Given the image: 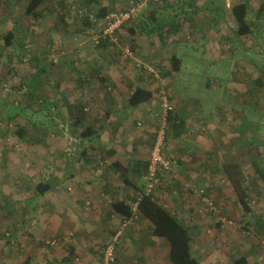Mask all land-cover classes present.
Instances as JSON below:
<instances>
[{"label":"rangeland","instance_id":"rangeland-1","mask_svg":"<svg viewBox=\"0 0 264 264\" xmlns=\"http://www.w3.org/2000/svg\"><path fill=\"white\" fill-rule=\"evenodd\" d=\"M46 1L41 8L48 6V16L37 19L27 15L26 0L17 4L8 0L0 5V264H106L103 251L111 244L103 247L99 242L94 246L95 241L91 240L90 244L85 241L86 248L74 249L72 241L77 235L69 229L68 219H64L65 230L57 229L60 225L56 222L62 219L56 217L60 209L53 212V204L62 207L63 197L81 194L80 187L97 170L104 168L108 173V151L116 144L129 154V158L121 159H127L123 166L129 163V167H124L118 180L122 183L124 178H130L145 190L148 169L131 170L132 160L148 158L150 162L163 124L165 151L171 166L155 201L165 206L169 200L166 197L173 195L171 192L179 183L184 194L178 191V197L184 202L198 199L203 211L209 213L190 186L204 189L221 209L226 222L209 213L216 225L205 238L215 240L196 250L201 264H233L250 247L251 264H264V230L258 231L257 226V221L264 219V182L255 165L264 169V87L254 84L264 68V14L249 10L247 22L252 33L238 37L237 28L227 21L234 0L228 6L226 0H201L205 8L196 11L213 16V23L203 16L190 21L182 11L183 3L180 20H153L152 16L146 17L153 8L148 3L120 30L118 43L108 41L102 46L107 48L100 52V44L93 41L79 14L85 9L90 11L89 6L76 0H64L63 6V0ZM123 1L124 7L128 0ZM184 1L186 6H194L196 0ZM244 1L252 5L251 0ZM62 18L66 21L62 22ZM135 20L144 23L135 27ZM133 28L136 34L131 33ZM153 31L160 32L157 41L153 40ZM50 37L53 41L68 37L70 42L65 39L63 46L57 45L51 43ZM145 38L148 42L144 46L141 40ZM78 39L79 46L85 49L83 57L75 43ZM124 46L133 51L131 58L122 54ZM149 51L154 56H146ZM175 55L180 59L179 74L171 72H176L172 59ZM93 59L102 60L104 70H114V81L125 77L133 81L144 76L145 82L159 88L152 100L154 104L143 106L141 114L124 123L127 133L115 131L116 118L107 115L105 100L102 101L113 91L112 83L96 85L102 88V95L96 93L94 97L93 77L85 86L75 81L82 78L80 65L90 64ZM149 67L158 72V78ZM175 100L188 102L196 117V121L192 119L196 126L189 134L191 137L187 138V134L184 141L173 139L174 123L168 120L169 112L176 111ZM11 115L14 118L9 121ZM89 127L94 134L81 137ZM20 128L25 130L23 138L18 135ZM103 131L107 134L101 138ZM134 149L138 153L133 156ZM188 161L191 170L182 172V164ZM229 163L240 165L256 217L244 214L235 192L218 169ZM192 176L200 180L196 182ZM63 178L71 184L70 188L62 186ZM48 183L61 186L40 195L36 187ZM101 196L104 198L105 194ZM138 219L137 213L133 220ZM72 247L75 251H71ZM218 254L222 259L215 260Z\"/></svg>","mask_w":264,"mask_h":264},{"label":"crops","instance_id":"crops-1","mask_svg":"<svg viewBox=\"0 0 264 264\" xmlns=\"http://www.w3.org/2000/svg\"><path fill=\"white\" fill-rule=\"evenodd\" d=\"M4 1H8V0H0V5H2ZM12 1H14L13 3L17 4L22 0H12ZM26 1H28L29 4V0ZM87 1L88 0H76V2H78L79 4H83V6H88ZM146 1H147V6L148 3H150L153 8L150 10V12L147 15L145 13L143 15L144 16L146 15V17L152 16L153 20L156 18V20L158 21V17H160L162 20H165L169 17H173L177 21L180 20V17H183L180 16V5L182 3L184 5V7L182 6L183 8L182 11L183 13H186L185 17H187V19H189L190 21L191 19H193L194 21L195 20L198 21L202 16L206 17L208 20L210 19L211 22L214 19L213 16H209V14L207 13H202V12L199 13L198 11H196L205 8L204 5L202 4L205 0H203V2L201 0L194 1L193 2L194 6H191V4L189 6H186V4L188 3H185L184 0L183 1L182 0H146ZM226 1H227L226 6H228L230 0H226ZM46 2H47L46 0H43L40 6L37 8V13L39 14L38 18H44L48 16L46 11L48 10L47 8L48 6H46L44 10H42L43 8H41V6ZM94 2H95L94 8L96 10H101L110 13V12L120 11L121 8L123 7L124 1L95 0ZM235 2L237 1L236 0H234L233 2L231 1L232 7L230 8V10L232 11L233 9H236V6H245L246 20L249 10L255 13L257 12V14H261V13L264 14V0H251L250 3V5L252 4L251 6H249L247 1L244 0L243 1L239 0L238 3ZM168 12H171V14H167ZM68 16L69 15L67 14L65 17L67 18ZM64 19L65 18H62V22L66 21ZM135 21L133 23L135 27L138 24L140 25L144 23L141 20H139V22L137 21L135 22ZM83 24L85 26L84 22ZM206 25L207 27L211 26L209 24H205V26ZM133 31L134 34H136L137 31L135 28H133ZM133 31L131 30V33H133ZM76 32H81V29L80 31L78 30ZM153 33H154L153 40L157 41L160 32L158 31L157 34L156 31H153ZM52 37H50L51 43L54 42L57 45L63 46V44L66 43L65 39L70 42V39L68 37H57L54 38V41ZM76 41L78 42L75 43H78L79 46L81 40L78 39ZM141 41L144 42L142 44L144 46L146 45L145 42H148L146 38L142 39ZM104 48H107V46L106 47L101 46L98 48V50L99 51L102 49L104 50ZM78 49L80 51L79 52L80 57H83L84 56L83 54L85 53V49L83 48L82 45H80ZM151 53L150 51L147 52L146 56H154L153 55L154 53L153 54ZM174 57L177 56L175 55ZM106 64L107 66H109L108 63ZM104 67L105 64H103L102 60L96 61L93 59V62L90 64L87 65L81 64L80 69L78 70L80 71L79 74L82 75L81 76L82 78H76L75 81L78 83V85L81 84V86H85L87 84H90L88 81H91V78L93 77L92 88H93V92H95L93 93L94 97H96L95 96L96 93L102 95L101 92L102 88H96L97 87L96 85L101 86L102 84H106V83L108 84L109 82L112 83L113 91L111 93H107L105 97L102 98V101L103 99L106 101V102L103 101V103L108 113L107 115L111 118H116L117 124H116V128H114L115 131L118 130L117 132L119 133V130H121V134L127 133L124 130L125 127L124 123L128 122V120H131L134 115L136 116L138 114H141L139 111L143 108V106L149 104L153 105L154 102L152 100L155 99L156 91H158L157 89L159 88H154V86H151V83L148 84L147 82H145V80L147 79L144 76L139 78H133L134 79L133 81L128 80L126 77L114 81L113 80V77L115 75L114 70L113 69L108 70V68H105L104 70ZM179 71H180V67L178 70H176V72L174 71L171 72L173 74L175 73L179 74ZM121 74L123 75V72L122 73L120 72L119 74L120 77L122 76ZM71 75L70 77L73 78V74ZM98 78H100V80H97ZM97 82H99L100 84H97ZM137 89H143L150 92L152 94V98L145 103H141L137 106H131L129 104V98ZM175 98L180 99V97H175ZM175 101H176L175 105L177 108L174 115H176L177 118H179V121L181 122V126L179 129V133L177 135L175 134V130H173V139L182 140L183 138H185V136H187V134H188L187 138L191 137V135L189 134L191 130H193L196 126V123H194L196 119H193L196 117H193V114L191 113L192 109L188 108V102L182 103L179 102L180 100H175ZM53 106H55V103ZM68 106L71 107L70 104H68ZM106 117L107 116L103 118ZM82 118L85 117L82 116ZM192 119L195 121H193ZM101 134L100 136H102L101 138H103L107 134V131H103V133ZM122 147L123 146L116 144L114 145V149H110L108 151V154L110 156L109 164H108V173L103 171L105 170L104 168H102V170H97L98 173L95 176H90L86 179L84 186L83 185L81 186V184L79 185L81 186L80 187L81 190L79 191V193L81 192V194L78 195V192L77 193L74 192L75 194L65 196L63 197V199L60 200L62 202V207L61 206L55 207L56 204L54 202L53 204L54 206L52 208L53 212L56 211L55 210L56 208L60 209L57 210V213L59 212L61 214H57V213L54 214L59 220L62 219V221L60 220L59 222H56L57 225H60L58 226L57 229L59 231L65 230L64 228H67V226L64 222V219L69 220V225H68L70 227L69 229H74L75 231L74 234L75 236L77 235L76 237H74L72 241L74 243V249L86 248L87 244L85 243V241H88V243L90 244L91 240L95 241L94 246H96L99 242L100 244L104 245L103 247H106L107 244L113 245L117 264H172L169 260L170 245L168 241L164 238H159L154 235V226L148 219H146L142 214H139L138 220H133V218L124 220L122 219V217H120V215L115 213L114 210L112 209V204L115 202L124 201L127 204L133 202L137 194L139 193L137 189L138 185L131 182L132 179L128 178L126 180V178H124V181H122V183L118 180V176L122 175L120 172H122L124 167H126V170L129 167V163H127V166H123V164H126L127 159H123V161L121 159L127 158L129 154L127 152L124 153ZM135 153H138V151L134 149L132 155ZM124 154H126L127 156H125ZM142 159L143 161L134 157V160H132L133 162H132L131 170L140 171L141 169H143L146 171V167L149 164V161L148 158H142ZM224 165L225 164H222L221 166H219L218 169L219 170L222 169ZM181 167L180 168L182 172L184 171L187 172L191 170V165L189 161L186 164L183 163ZM177 173H179V171H177ZM193 179L196 182L200 180V178L196 176H194ZM126 181L130 183L127 184ZM182 181L185 182V179H183ZM209 183L212 184L213 181L211 180L209 181ZM61 184H63L62 186L64 188H70L71 186V184L65 178H63ZM176 184H177V186L175 187L176 190L173 188V186L171 187V189H174V192L173 191L171 192L173 193V195L170 194L171 196L166 197L167 199L169 197V200L166 201V205L162 207H164V209L170 215L174 216L180 223L184 224L190 229L191 235L193 237V241L191 244L192 253L198 259L197 255L195 254L196 250L200 249L201 246L203 247L206 246L207 244L206 242L208 243L214 242L215 239L213 240V238L210 237L205 238V237H207L206 234L209 231V229H211L212 226L214 228V225L216 224L211 220L212 216H210L209 213L203 211V206L199 205L198 199L196 200L189 199L186 202H184L182 198L178 197L179 192L181 193L182 196L184 193L181 190H179L180 188L179 183ZM47 186H48L47 189L48 191L46 192H51L54 187L56 186L60 187L61 185L60 183L52 184V185L48 183ZM102 194H105L104 198L101 196ZM36 197L33 196V198ZM259 220L261 221L257 223V226L259 227L258 231L264 230V224H263L264 219H259ZM82 237H84L83 240L81 239ZM229 237L232 236L229 235ZM209 238L210 240L207 241V239ZM83 242L85 243L84 247L82 245ZM240 248H242V246ZM74 249L72 247L71 251H75ZM251 249L252 248L250 247V249L247 250L245 254H241L243 255L242 258L246 259L247 264H251L249 260L250 256L248 257L249 255L248 252H250ZM220 255L221 254L216 255V258L214 257V259L215 260L222 259ZM236 260L237 259L233 260V264H235Z\"/></svg>","mask_w":264,"mask_h":264},{"label":"trees","instance_id":"trees-1","mask_svg":"<svg viewBox=\"0 0 264 264\" xmlns=\"http://www.w3.org/2000/svg\"><path fill=\"white\" fill-rule=\"evenodd\" d=\"M43 0H29V4L26 8L27 15L37 19L39 14L37 13V8L40 6ZM95 0H88L87 5L94 10ZM64 0L61 1L63 6ZM220 10V9H217ZM246 7H238L230 11L228 23L232 27L237 28L236 35L238 37H243L252 33V26L245 19L246 17ZM95 16L97 19L101 20L105 18L108 12L96 10ZM83 22L85 23L86 28L91 29L95 27V23L91 21L88 16H83ZM133 31V30H132ZM134 33V31H133ZM107 42L101 41L100 46H104ZM180 59L177 57L173 58V65L176 70L179 69ZM261 76L254 81V84L258 87H264V68L261 70ZM152 98V94L143 89H137L132 96L129 98V104L131 106H137L141 103H145ZM15 116V115H14ZM8 120L11 121L14 117L13 115L8 116ZM168 120L174 123L175 134L179 133L181 122L179 118L172 111L169 112ZM78 123L81 122L79 119ZM94 134L93 128L89 127L83 131L81 136L83 138H88ZM20 138L25 137V130L20 128L18 131ZM113 153V152H112ZM256 165L257 174L260 179L264 182V169L258 164ZM149 164L146 167L148 169ZM222 174L228 180L230 186L236 194L238 204L243 209L245 215L254 216L255 212L253 211L251 204L249 202V192L245 186L246 177L241 170V167L237 163L225 164L221 169ZM127 184L130 182L126 181ZM48 189L47 185L39 184L36 187L37 192L42 195ZM139 195H142V199L138 206V214H142L146 219H148L154 226V235L159 238H164L168 241L170 245L169 260L172 264H200L199 260L192 253V241L193 237L191 235L190 229L184 224L180 223L174 216L170 215L164 207L158 204L156 201L152 200L150 196L144 195V189L140 186H137ZM137 198L133 202H136ZM112 209L115 213L120 215L122 219H132L134 218V213L132 211L131 205L127 204L124 201H118L112 204ZM210 214L215 216L208 208ZM254 214V215H253ZM261 220H258L259 223ZM264 224V222H263ZM117 264V263H116ZM235 264H247L245 258H241L235 261Z\"/></svg>","mask_w":264,"mask_h":264},{"label":"built area","instance_id":"built-area-1","mask_svg":"<svg viewBox=\"0 0 264 264\" xmlns=\"http://www.w3.org/2000/svg\"><path fill=\"white\" fill-rule=\"evenodd\" d=\"M147 6L146 0H128L125 6L117 12L108 13L105 18L101 20L97 19L95 13L85 9L84 11H79L81 16H88L92 22L95 23V27L91 28V38L96 44H100L101 41L106 42H117L118 43V34L120 30L128 23L131 22L139 13V11ZM122 54L125 57L131 58L133 56V51L128 47H122ZM148 70L158 78L159 74L151 67ZM167 100L165 99V102ZM165 124L159 129L157 139L153 150L151 152V158L148 166V172L146 176V186L144 195L150 196L152 200L155 201L156 192L160 186L163 184L164 176L170 172L171 160L166 155V145H165ZM191 191L195 192L198 196L201 197L202 202L209 208V210L219 217V220L224 223L226 222V217L222 214L221 209L216 205L214 200L206 194L204 189L196 190L193 186H190ZM142 195H139V198L136 202L131 204L134 217L138 213V206L142 199ZM104 259L106 264H116V257L114 256V247L113 245L106 247L103 251Z\"/></svg>","mask_w":264,"mask_h":264}]
</instances>
